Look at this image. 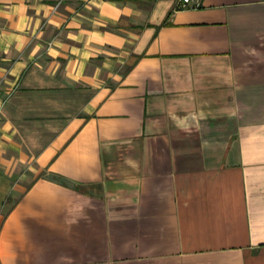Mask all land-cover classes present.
Instances as JSON below:
<instances>
[{
  "label": "crops",
  "instance_id": "0c3cea01",
  "mask_svg": "<svg viewBox=\"0 0 264 264\" xmlns=\"http://www.w3.org/2000/svg\"><path fill=\"white\" fill-rule=\"evenodd\" d=\"M0 264H264V0H0Z\"/></svg>",
  "mask_w": 264,
  "mask_h": 264
},
{
  "label": "built area",
  "instance_id": "2783aa9c",
  "mask_svg": "<svg viewBox=\"0 0 264 264\" xmlns=\"http://www.w3.org/2000/svg\"><path fill=\"white\" fill-rule=\"evenodd\" d=\"M203 0H179L180 8L187 9L189 7L200 8ZM4 104L0 105V115L2 113Z\"/></svg>",
  "mask_w": 264,
  "mask_h": 264
}]
</instances>
